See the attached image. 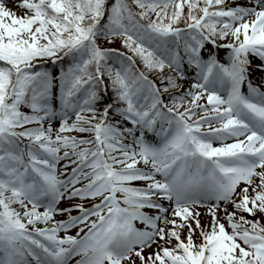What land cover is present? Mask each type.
Segmentation results:
<instances>
[{
	"label": "snow or ice",
	"instance_id": "snow-or-ice-1",
	"mask_svg": "<svg viewBox=\"0 0 264 264\" xmlns=\"http://www.w3.org/2000/svg\"><path fill=\"white\" fill-rule=\"evenodd\" d=\"M73 261L264 264V0H0V264Z\"/></svg>",
	"mask_w": 264,
	"mask_h": 264
},
{
	"label": "rangeland",
	"instance_id": "rangeland-1",
	"mask_svg": "<svg viewBox=\"0 0 264 264\" xmlns=\"http://www.w3.org/2000/svg\"><path fill=\"white\" fill-rule=\"evenodd\" d=\"M69 171V170H68ZM73 214H76V213H73ZM204 223H205V225H207V223H208V218H207V216L205 215V218H204Z\"/></svg>",
	"mask_w": 264,
	"mask_h": 264
},
{
	"label": "trees",
	"instance_id": "trees-1",
	"mask_svg": "<svg viewBox=\"0 0 264 264\" xmlns=\"http://www.w3.org/2000/svg\"><path fill=\"white\" fill-rule=\"evenodd\" d=\"M114 46L119 47L118 45H114Z\"/></svg>",
	"mask_w": 264,
	"mask_h": 264
}]
</instances>
